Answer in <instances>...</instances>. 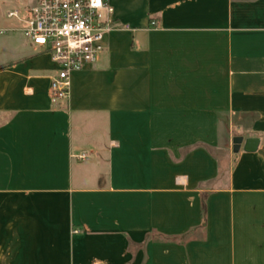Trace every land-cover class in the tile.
Returning <instances> with one entry per match:
<instances>
[{"label":"crops","instance_id":"obj_1","mask_svg":"<svg viewBox=\"0 0 264 264\" xmlns=\"http://www.w3.org/2000/svg\"><path fill=\"white\" fill-rule=\"evenodd\" d=\"M109 1L59 105L0 20V264H264V0Z\"/></svg>","mask_w":264,"mask_h":264},{"label":"built area","instance_id":"obj_2","mask_svg":"<svg viewBox=\"0 0 264 264\" xmlns=\"http://www.w3.org/2000/svg\"><path fill=\"white\" fill-rule=\"evenodd\" d=\"M113 15L109 0H39L26 14L9 13L22 24L25 39L48 53L58 67L51 85L53 104L68 102L72 74L94 65L105 52Z\"/></svg>","mask_w":264,"mask_h":264},{"label":"rangeland","instance_id":"obj_3","mask_svg":"<svg viewBox=\"0 0 264 264\" xmlns=\"http://www.w3.org/2000/svg\"><path fill=\"white\" fill-rule=\"evenodd\" d=\"M39 0H0V20L3 19L7 22L8 26L15 27L19 26L16 19L9 18L8 14L10 12L20 11L22 14H26V7H34ZM9 36L15 38V42L20 46H24L26 48L27 40L23 39L19 40L20 35L18 33H9ZM29 44V43H28ZM32 49H36L31 45Z\"/></svg>","mask_w":264,"mask_h":264},{"label":"water","instance_id":"obj_4","mask_svg":"<svg viewBox=\"0 0 264 264\" xmlns=\"http://www.w3.org/2000/svg\"><path fill=\"white\" fill-rule=\"evenodd\" d=\"M242 140H236V145L237 147L239 146L240 147V144H241ZM238 149V148H237Z\"/></svg>","mask_w":264,"mask_h":264}]
</instances>
